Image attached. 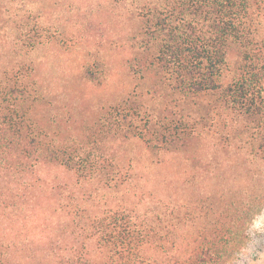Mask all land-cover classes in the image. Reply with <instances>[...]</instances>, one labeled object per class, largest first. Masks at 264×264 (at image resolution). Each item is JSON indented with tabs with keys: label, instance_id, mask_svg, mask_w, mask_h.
<instances>
[{
	"label": "trees",
	"instance_id": "obj_1",
	"mask_svg": "<svg viewBox=\"0 0 264 264\" xmlns=\"http://www.w3.org/2000/svg\"><path fill=\"white\" fill-rule=\"evenodd\" d=\"M128 20L132 88L108 125L115 141H61L55 130L47 140L31 62L0 67V174L13 193L0 204V264H227L264 208L261 175L235 203L200 205L199 214L211 219L185 236L178 231L188 217L176 216L168 198L127 189L114 157L85 152L136 139L156 158L151 165L168 172L159 181L169 191L174 166L186 169L191 151L221 124L240 136L238 150L264 172V0H132ZM12 24L11 53L41 44L37 23ZM42 164L96 182L106 200L69 208L36 176Z\"/></svg>",
	"mask_w": 264,
	"mask_h": 264
},
{
	"label": "rangeland",
	"instance_id": "obj_2",
	"mask_svg": "<svg viewBox=\"0 0 264 264\" xmlns=\"http://www.w3.org/2000/svg\"><path fill=\"white\" fill-rule=\"evenodd\" d=\"M131 3L132 0H0V67L31 62L35 91L42 104L37 117L47 128V140L54 139L55 130L61 141H115L106 134L108 125L119 119L116 109L132 88L126 64L130 55ZM22 19L31 29L37 23L42 41L28 54L19 47L11 53L16 38L12 23ZM116 141L132 142L114 148L108 143L98 149L88 145L85 152L97 159L114 157L120 165L116 172L128 181L127 189L168 198L169 209L176 216L188 217L187 227L178 231L185 236L194 235L211 219L210 215L199 214L200 205H215L213 208L218 209L235 203L241 194L254 190L259 185L257 179L264 175L263 168L250 160L251 154L238 150L239 141H243L240 136L221 124L202 137L201 148L191 151L186 169L179 162L174 166L169 191L159 181L168 172L151 165L156 158L144 153L138 140ZM242 156L246 162L240 159ZM129 160L133 161L132 169L128 168ZM2 176L1 173L0 204L5 199L12 201L13 196L12 187L5 185ZM36 176L48 181L69 208H83L85 202H103L107 198L96 182L91 184L86 177L53 164L38 166ZM185 180L188 185L184 188ZM118 198L125 199L123 195ZM151 207L157 213L166 212L165 207ZM232 213L239 215L238 210L232 209ZM245 235L244 245L227 264H264V208L249 222Z\"/></svg>",
	"mask_w": 264,
	"mask_h": 264
}]
</instances>
